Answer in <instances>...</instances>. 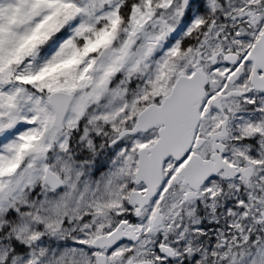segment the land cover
I'll list each match as a JSON object with an SVG mask.
<instances>
[{"label":"snow or ice","instance_id":"snow-or-ice-1","mask_svg":"<svg viewBox=\"0 0 264 264\" xmlns=\"http://www.w3.org/2000/svg\"><path fill=\"white\" fill-rule=\"evenodd\" d=\"M0 264H264V0H0Z\"/></svg>","mask_w":264,"mask_h":264}]
</instances>
